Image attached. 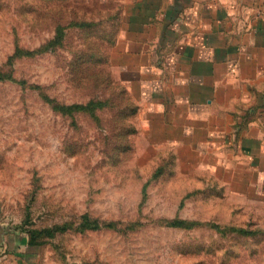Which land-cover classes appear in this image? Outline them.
<instances>
[{"label": "rangeland", "instance_id": "obj_1", "mask_svg": "<svg viewBox=\"0 0 264 264\" xmlns=\"http://www.w3.org/2000/svg\"><path fill=\"white\" fill-rule=\"evenodd\" d=\"M143 5L0 0V223L42 264H264V176L140 102Z\"/></svg>", "mask_w": 264, "mask_h": 264}, {"label": "crops", "instance_id": "obj_2", "mask_svg": "<svg viewBox=\"0 0 264 264\" xmlns=\"http://www.w3.org/2000/svg\"><path fill=\"white\" fill-rule=\"evenodd\" d=\"M136 3L145 12L134 20L142 46L132 55L138 59L150 48L147 62L156 63L143 67L149 74L139 83L142 89L158 83L149 99L140 98L156 112L152 120L166 111L168 126L184 134L189 128V136L201 131L212 150L236 142L233 154L264 176V0ZM0 264L42 263L24 235L0 223Z\"/></svg>", "mask_w": 264, "mask_h": 264}, {"label": "trees", "instance_id": "obj_3", "mask_svg": "<svg viewBox=\"0 0 264 264\" xmlns=\"http://www.w3.org/2000/svg\"><path fill=\"white\" fill-rule=\"evenodd\" d=\"M30 246L34 247V245H31V244H30Z\"/></svg>", "mask_w": 264, "mask_h": 264}]
</instances>
